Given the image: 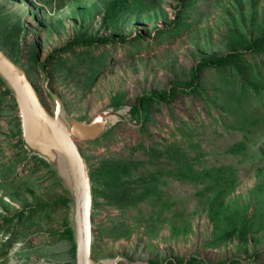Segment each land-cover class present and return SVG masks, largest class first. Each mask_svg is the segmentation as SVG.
<instances>
[{"label": "rangeland", "instance_id": "1", "mask_svg": "<svg viewBox=\"0 0 264 264\" xmlns=\"http://www.w3.org/2000/svg\"><path fill=\"white\" fill-rule=\"evenodd\" d=\"M263 32L264 0H0V48L24 68L49 114L52 92L80 122L187 82L202 57L222 56ZM120 37L127 42L81 43ZM72 40L80 43L67 47ZM239 65L204 70L195 93L151 105L142 124L118 122L96 140H76L90 170L115 159L134 164L131 181L153 175L161 201L117 208L94 200L95 261L121 255L140 264L190 257L195 264H264V53L246 54ZM5 89L0 264H74L63 236L66 191L23 146ZM213 169L233 176L221 188L201 181Z\"/></svg>", "mask_w": 264, "mask_h": 264}, {"label": "water", "instance_id": "2", "mask_svg": "<svg viewBox=\"0 0 264 264\" xmlns=\"http://www.w3.org/2000/svg\"><path fill=\"white\" fill-rule=\"evenodd\" d=\"M0 81L16 104L23 146L51 167L66 191L68 213L65 223L71 232L74 264H140L121 255L97 261L93 259V183L87 161L76 144V140L93 141L102 137L118 122H138L137 117L130 113L131 107L111 106L100 111L91 121L80 122L69 117L59 98L50 92L55 107L51 115L24 68L1 48ZM119 109L124 112L120 116L115 115Z\"/></svg>", "mask_w": 264, "mask_h": 264}, {"label": "trees", "instance_id": "3", "mask_svg": "<svg viewBox=\"0 0 264 264\" xmlns=\"http://www.w3.org/2000/svg\"><path fill=\"white\" fill-rule=\"evenodd\" d=\"M186 0H179L180 5L184 6ZM112 5L114 3H111ZM108 4L107 8H109ZM178 18H174L173 24ZM115 41L126 43L125 38H93L86 41H81L85 46H92L95 43L109 44ZM79 40H72L67 43V47H72L79 44ZM58 51L51 53L45 64L52 62ZM264 53V32L255 38L250 44L240 46L239 48H231L226 54L222 56H204L191 66L188 74L187 82H170L168 88L162 92H147L134 98L130 113L137 117L138 122L144 123L149 118L150 106L153 104H170L174 100L177 92L183 94H193L199 89L201 74L206 69H220L225 66H232L235 69L240 68V60L244 55H258ZM0 85L3 84L0 81ZM5 94L9 95L5 89ZM119 105V104H116ZM169 152V149H166ZM43 165L48 166L46 162L37 158ZM134 164L128 161L104 159L98 162L97 166L91 168V180L93 183L94 200L102 198L111 206L117 208L134 207L147 199L155 197L157 202L160 201L159 191L157 189V179L153 175L145 176L138 180H129V172L133 169ZM201 181H211L218 188L224 187L226 178L233 176V171L223 169H213L204 171ZM214 189H216L214 187ZM225 191L217 193L221 199L225 195ZM67 198L61 199V205L67 208ZM63 236L71 242V232L67 224L63 223ZM73 251V246H72ZM196 258L190 257L188 260L165 259L162 264H195ZM154 264V263H152Z\"/></svg>", "mask_w": 264, "mask_h": 264}, {"label": "bare ground", "instance_id": "4", "mask_svg": "<svg viewBox=\"0 0 264 264\" xmlns=\"http://www.w3.org/2000/svg\"><path fill=\"white\" fill-rule=\"evenodd\" d=\"M114 113H115V115H119V116L122 115V113L119 110L115 111Z\"/></svg>", "mask_w": 264, "mask_h": 264}]
</instances>
